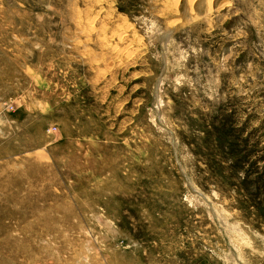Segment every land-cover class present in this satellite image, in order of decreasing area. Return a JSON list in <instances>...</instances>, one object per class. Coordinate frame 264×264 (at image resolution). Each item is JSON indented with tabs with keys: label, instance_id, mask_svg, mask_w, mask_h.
<instances>
[{
	"label": "rangeland",
	"instance_id": "374dc122",
	"mask_svg": "<svg viewBox=\"0 0 264 264\" xmlns=\"http://www.w3.org/2000/svg\"><path fill=\"white\" fill-rule=\"evenodd\" d=\"M0 264H264V0H0Z\"/></svg>",
	"mask_w": 264,
	"mask_h": 264
},
{
	"label": "bare ground",
	"instance_id": "6f19581e",
	"mask_svg": "<svg viewBox=\"0 0 264 264\" xmlns=\"http://www.w3.org/2000/svg\"><path fill=\"white\" fill-rule=\"evenodd\" d=\"M173 1H174V0H172V3H173ZM176 1H177V0H175V2H176ZM202 5H203V3H202ZM203 6H204V5H203ZM164 36H165V35H164Z\"/></svg>",
	"mask_w": 264,
	"mask_h": 264
}]
</instances>
